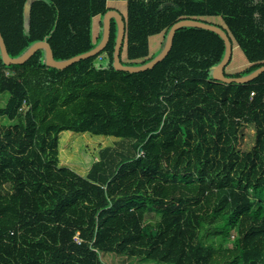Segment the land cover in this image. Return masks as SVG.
Instances as JSON below:
<instances>
[{
    "label": "trees",
    "instance_id": "1",
    "mask_svg": "<svg viewBox=\"0 0 264 264\" xmlns=\"http://www.w3.org/2000/svg\"><path fill=\"white\" fill-rule=\"evenodd\" d=\"M110 10L123 65L190 19L228 35L227 77L264 66V0H0V32L12 58L46 40L67 60ZM117 35L65 69L0 49V264H264V73L216 81L225 41L197 27L117 71Z\"/></svg>",
    "mask_w": 264,
    "mask_h": 264
},
{
    "label": "water",
    "instance_id": "2",
    "mask_svg": "<svg viewBox=\"0 0 264 264\" xmlns=\"http://www.w3.org/2000/svg\"><path fill=\"white\" fill-rule=\"evenodd\" d=\"M112 19H115L118 25V35H117V40H116V45H115V50H114V65H113L117 71L138 73V72L146 71L149 69H153L159 62L164 60L166 56L169 54V52L171 51L175 34L180 28L197 27V28H202V29L213 31L217 33L218 35H220L222 39L225 41L226 54L223 60L221 61V63L213 68V78L216 81L222 82L225 84H232V83L248 84L251 81L255 80L262 73H264V66H262L261 68L255 70L251 74L246 75L244 77H227L224 74V68L229 62L231 55H232V44H231V41L228 35L225 33L224 30H222L218 26L211 25V24H208L202 21H195V20H190V19L181 20L173 25L170 32L168 33V36L166 38L162 51L153 60H151L150 62L144 65H140V66L123 65L120 60V50H121V46H122V42H123L124 34H125V23H124V20L121 14L116 10H110L105 14L103 38L101 42L99 43V45L89 52H86L81 55H77L67 60L57 61L54 58V53H53L51 45L49 44V42L44 40V41L36 42L35 44H33L26 52H24L19 57L12 58L9 55L6 43L0 32V49H1L2 60L4 64H6L7 66L23 64L27 62L38 50L43 49L45 50V53H46V64L48 67L65 69L80 60H85L90 57H93L105 49L110 39ZM26 111H28V109Z\"/></svg>",
    "mask_w": 264,
    "mask_h": 264
},
{
    "label": "rangeland",
    "instance_id": "3",
    "mask_svg": "<svg viewBox=\"0 0 264 264\" xmlns=\"http://www.w3.org/2000/svg\"><path fill=\"white\" fill-rule=\"evenodd\" d=\"M99 45V44H98ZM105 56L106 55H101L99 58H98V60H97V63H99L100 61H103L102 59H104L105 58ZM9 72V71H8ZM7 99H8V94H0V107H2V106H5V104H6V102H7ZM17 121H15V123H16ZM7 124H9V121L5 118V117H3V118H0V126L1 125H7ZM246 132H249V130L248 129H246ZM250 132H251V134H253L254 133V130L253 129H250ZM246 141H248V137L245 139ZM251 144H252V142H250ZM129 262H131L130 264H140V263H135L133 260H130V261H128V263Z\"/></svg>",
    "mask_w": 264,
    "mask_h": 264
}]
</instances>
